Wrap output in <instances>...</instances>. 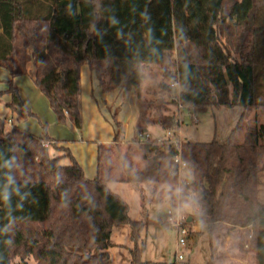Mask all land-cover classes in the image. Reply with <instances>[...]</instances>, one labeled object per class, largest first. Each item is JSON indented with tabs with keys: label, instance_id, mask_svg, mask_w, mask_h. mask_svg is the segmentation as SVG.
<instances>
[{
	"label": "trees",
	"instance_id": "16d2710c",
	"mask_svg": "<svg viewBox=\"0 0 264 264\" xmlns=\"http://www.w3.org/2000/svg\"><path fill=\"white\" fill-rule=\"evenodd\" d=\"M32 59L34 82L58 121L73 118L78 128L83 64L95 69L105 91L122 81L133 87L141 110L130 141L139 145L144 162L120 154L118 179L179 185L189 222L208 232L207 264H214L218 223L242 228L240 248L254 255V264H264L259 167L264 122L247 123L243 111L225 141L183 139L181 154L193 173L189 184L180 179L174 144L140 140L151 123L165 131L179 127L173 67L185 105L264 106V0H0V66L12 76L0 99L10 95L6 105L12 115L37 116L13 79L29 72ZM150 64L159 65L166 95L142 96ZM113 122L119 142L124 130L117 113ZM42 125L39 135L0 115V264H28L29 258L36 264H111L109 247L116 245L112 233L118 225L130 229V262L144 263L143 230L168 220L147 213L133 219L107 179L88 177L70 150L67 164L51 156L48 146L56 147L58 140Z\"/></svg>",
	"mask_w": 264,
	"mask_h": 264
},
{
	"label": "rangeland",
	"instance_id": "374dc122",
	"mask_svg": "<svg viewBox=\"0 0 264 264\" xmlns=\"http://www.w3.org/2000/svg\"><path fill=\"white\" fill-rule=\"evenodd\" d=\"M147 69L145 68L146 79L142 84V96L144 98H151L156 92L158 95H166V92H161V81L162 75L160 73L159 65L150 64ZM174 66V65H173ZM172 66V67H173ZM8 69L0 66V78L3 76V72H8ZM32 70V67H31ZM1 78L0 85L5 83ZM24 97L26 99H35L36 95L27 92ZM175 91V90H174ZM45 96V95H44ZM45 98H47L45 96ZM48 100V99H47ZM52 109V108H51ZM53 110V109H52ZM245 111V121L251 125L257 122H264V106L260 107H249L245 109L241 105L232 106H221L219 108H210L208 106H200L190 110L188 107L183 108L184 115L189 113L193 117V122H185L181 119L179 127L176 130L185 141H211L217 138L220 141H225L228 137L231 129L239 120L241 114ZM169 112L175 113L174 106L169 109ZM118 113V112H117ZM11 116V112L9 113ZM37 122V124L43 128V125L38 123V117L30 116ZM197 119V121H195ZM156 126L158 129L162 130L160 123H151L148 128H153ZM150 130V129H149ZM33 131H35L33 129ZM150 132V131H149ZM136 144H133L128 150L127 157L133 158L139 163L144 162V157L140 149H138ZM124 149H121L123 152ZM123 155V154H121ZM119 155L118 159H113L112 157L105 158L102 157V164L106 166L107 163H111L112 171L109 175H118L122 172L121 169V158ZM125 155V153H124ZM64 156H60L63 158ZM68 163L71 161L70 157L66 155ZM259 167H260V179H261V199L264 201V147L259 148ZM181 174L184 178L192 179L193 173L190 167H185ZM108 187L115 193L120 194L124 200L129 204V214L133 219H144L146 213L150 218H157L162 216L164 219H168V210L173 207V204L169 200L170 191H166L164 185H174V184H160V183H148L143 182L140 184H135L131 182L121 181V180H108ZM168 187V186H167ZM178 185L174 190H177ZM171 189V188H170ZM176 191L173 192L175 195ZM188 204L185 205L187 208ZM197 231L193 232V235L188 240V245L180 244L178 241L177 231L169 223H159L150 224L147 229L143 230V237L147 241V247L143 251L141 258L144 263L140 264H206L211 256V246L210 238L205 226ZM228 225L219 224L216 226L214 231V254H220L223 252L225 247L231 251L234 259L236 257L244 256L243 264H251L253 257L250 252L242 250L240 248V238L243 229H231ZM226 234L230 235L227 240L224 239ZM192 238V239H191ZM112 240L116 243L109 247L112 255L111 264H132L130 262L129 246L132 245L130 238L129 226L128 225H118L116 231L112 235ZM192 244H190V242ZM120 244V245H119ZM179 254L183 255V258H179ZM125 256V258H124ZM215 264H232L234 259H228L220 254L219 259ZM239 261V259H237ZM146 261H152L146 263ZM28 264H36L33 258L28 259Z\"/></svg>",
	"mask_w": 264,
	"mask_h": 264
},
{
	"label": "crops",
	"instance_id": "0c3cea01",
	"mask_svg": "<svg viewBox=\"0 0 264 264\" xmlns=\"http://www.w3.org/2000/svg\"><path fill=\"white\" fill-rule=\"evenodd\" d=\"M148 67L149 66H147V68ZM35 70L36 61L35 59H32L29 66V72L16 76L13 79L14 83L18 85L20 89L24 103L36 113L38 117V123H46L47 130L50 135L58 140L56 147L52 145L48 146L51 156L60 157L65 155V157L60 158V162H66V150H70L79 163L83 166V169L88 177H94L97 174H100V176L107 179V182L108 180H119L118 177L121 173L118 175H109V172L112 171L111 163L113 160L110 163H107L106 166H103L102 157L105 156V158H108L109 156L113 159H118L117 157H119L120 154H128V150L126 148H130L133 144H136L131 143L130 139L135 133V127L141 110V100L139 94L133 87H127L124 84V81H122L117 87L105 91L98 80L95 69H92L88 64H83L81 66L80 83V105L83 124L81 128H78L73 118H69L67 123H60L58 121L55 112L51 109L49 101L47 100L48 98H45L46 95L34 82L33 77ZM7 71L8 72H3V76L1 77L4 78L3 80L5 83L3 82V84L0 85V90L6 89L9 85L7 80L12 78L9 70ZM25 89H27L28 93L35 94L36 98L26 99L24 97V94L26 93ZM9 98L10 95L8 93L1 97L0 115L11 119V124H19L31 130L32 132L41 135L43 133V128L37 124L33 117L25 118L22 115L16 113L9 116L10 109L6 105V102L9 100ZM115 113H117L118 119L123 123L124 130L123 137L119 142L114 140L115 125L113 122V116ZM33 129L35 131H33ZM146 130L150 131L155 136H163L165 133L163 128L160 130L156 126L153 128L147 127ZM135 146L139 149L138 144ZM121 149H124V151L121 152ZM120 164L121 169H123L122 160ZM164 186L166 189H168L166 191H170L169 200L171 201L173 192L176 191L174 190L176 185ZM219 224L228 225L231 227L229 224L218 223V225ZM116 228L117 226L114 228L113 233L116 231ZM202 228L203 227H201V229ZM231 229L242 228L233 227ZM198 230H200V227L199 229H196L195 233H197ZM228 237L230 238V235L226 234L224 239L227 240ZM190 244L192 243L190 242ZM221 253L225 259L226 255L228 256V259H234L231 251L226 247L223 252H220V254ZM220 254H214V257L216 256L215 262L219 259ZM250 254L253 257L251 264H254V255L252 253ZM236 258L239 259V261L234 259L232 260L234 261L232 264H243L244 256Z\"/></svg>",
	"mask_w": 264,
	"mask_h": 264
},
{
	"label": "built area",
	"instance_id": "2783aa9c",
	"mask_svg": "<svg viewBox=\"0 0 264 264\" xmlns=\"http://www.w3.org/2000/svg\"><path fill=\"white\" fill-rule=\"evenodd\" d=\"M172 72L177 75V79L173 80L170 83V85L175 90L174 91V99L176 100V104H177V118L179 121H182L181 119L185 118L183 108L188 107L190 110H194L195 106L185 105L182 103V101L180 99V89L181 88H180V80L178 77V68L173 67ZM189 119L191 122H193V120H194L190 113H189ZM195 121H197V119H195ZM140 140L141 141L154 140L157 143H162V142H164V140H168L169 142L174 144L178 149V152L175 155L174 160L178 165L180 179L185 184L190 183V181L192 179L184 178L181 174V171L185 167H189V165H188L187 161L184 160L182 157L181 144H182L183 138L181 137V135L177 131H174L172 129H167L163 136H155L151 132L146 130L140 135ZM176 194H177L176 198H173L171 200L173 207L169 208V210H168V219L167 220H168L169 224L174 229H176L179 243L183 244V245H188V240L190 239V237L193 235V232H194L192 230L199 229V226L197 224H191L189 222V215L187 212V208L184 206V203L180 199L181 198L180 197L181 192H180V186L179 185L177 187ZM192 195H193L192 192L187 193V197L189 199L192 197ZM249 237H252V233L249 234ZM248 245H249V242L245 243V247H248ZM179 258L182 259L183 255L179 254Z\"/></svg>",
	"mask_w": 264,
	"mask_h": 264
},
{
	"label": "water",
	"instance_id": "95a60500",
	"mask_svg": "<svg viewBox=\"0 0 264 264\" xmlns=\"http://www.w3.org/2000/svg\"><path fill=\"white\" fill-rule=\"evenodd\" d=\"M184 120H185V122L189 123L190 122L189 116L186 115L185 118H184ZM191 219H192V217L190 216L189 217V220H191Z\"/></svg>",
	"mask_w": 264,
	"mask_h": 264
}]
</instances>
